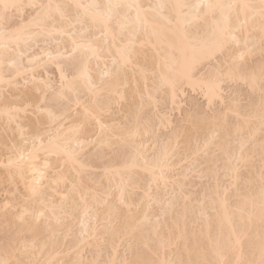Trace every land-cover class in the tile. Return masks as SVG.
<instances>
[{"label":"bare ground","instance_id":"bare-ground-1","mask_svg":"<svg viewBox=\"0 0 264 264\" xmlns=\"http://www.w3.org/2000/svg\"><path fill=\"white\" fill-rule=\"evenodd\" d=\"M15 2L52 5L44 11L55 14V5L104 4L108 0ZM121 2L140 4L141 21L136 22V10L129 11L132 27L115 41L96 29L87 33V38L101 49L99 58L78 59L72 73L66 74L70 80L83 73L70 94V103H52L49 97V102L43 105L58 116L70 113L58 123L49 121L45 111L37 110L43 101L42 93L31 83L26 86L25 78L31 80L35 76L36 81L54 83L49 75L54 66L55 85L59 88L61 74L55 64L36 67L32 72L28 71L32 67L29 60L36 57L47 60V54L56 55L71 47L70 41L67 37L44 34L31 41L27 39L29 31H38L32 24L40 9H10L6 21L0 13V31L8 33L0 39L12 41L15 48L0 64V77L4 81L12 80L11 84L0 83V196L3 195L0 259L13 264H74L78 260L86 264H135L137 261L236 264L240 259L252 258L253 253L258 259L262 226L258 214L249 220L246 201L248 197L259 196L264 171V121L260 113L264 48L260 45L259 25L245 26L244 21L250 20L251 13L246 15L242 9L238 14L234 12L231 26L239 29L235 32L238 44H229L223 54L202 58L199 48L217 37L218 14L214 18L206 15V10L192 8L169 7L162 13L150 9L159 3L258 5L260 0ZM27 8L31 13L24 18ZM68 12L74 18L77 10L70 8ZM12 15L20 17L14 26L10 23L15 18ZM145 15L147 24L143 23ZM6 22L12 26L5 25ZM18 29L24 31L18 32ZM16 40H19L18 48ZM130 41L133 54L130 62L125 63L122 50ZM241 53L243 58L237 59ZM234 59L247 79H237L231 85L235 89L244 86L245 94L253 95V98L248 96L252 98L250 102L247 96L241 95L244 87H241L243 91L238 89L242 91L240 94L234 90L227 98L223 95L206 98V91L199 87L193 89L186 81L178 87L175 97L171 89L162 86L163 76L179 73L186 67H191L195 80L209 81L218 73L226 72ZM12 60L17 61L15 67L9 66ZM40 70L45 72L44 76ZM187 92L199 95L202 106L189 99L190 96L198 100L199 96L189 93L188 96ZM233 94L241 95L248 103ZM232 96L245 103L242 106L239 102L236 114L231 110L236 108L231 103ZM192 103L197 104L184 110ZM28 105L31 108L27 112L10 111ZM85 107L99 113L105 125L138 128L135 148L121 145L114 150L103 149L96 155L97 148L86 147L81 152V161L86 162L84 169L68 161L63 154L65 149L80 152L71 129L74 123L84 121ZM172 111H177L178 117L182 112L180 119H176L175 112L173 120ZM192 111L198 116L189 120ZM41 125L52 132V144L47 136L33 143L32 138ZM88 127L100 134V125L95 121H89ZM58 129L59 139L56 138ZM166 148L169 164L164 178L158 179L159 170L155 176L152 170ZM135 149H139L142 158L134 169L125 171V163L130 164L136 155ZM29 153L33 154L31 160ZM21 155L24 161H20ZM10 160L17 163L10 165ZM46 162L50 165L48 168H44ZM40 171L44 172L43 176ZM189 176L195 177L193 182L197 179L203 185L199 187L201 183L197 180L198 188L188 183L192 182L187 180Z\"/></svg>","mask_w":264,"mask_h":264},{"label":"snow or ice","instance_id":"snow-or-ice-1","mask_svg":"<svg viewBox=\"0 0 264 264\" xmlns=\"http://www.w3.org/2000/svg\"><path fill=\"white\" fill-rule=\"evenodd\" d=\"M25 7H30L34 9H40L41 11L37 13L36 17L33 19L32 26L37 29V32L29 31L27 39L29 41L35 39L41 34L47 36H61L67 37L68 41L71 43V47H65L64 51L57 52L56 55L51 53L47 54V60H44L42 57H36L35 59L29 60L30 67L28 71L35 72L36 67H46L48 63H53L57 66L61 74L59 88L55 86L52 81H36L35 76L31 80L25 78V85L29 83L35 85L38 92L42 93L43 101L41 105L37 106L38 111H45L49 121L53 123H58L60 120L65 119L70 116L69 112H65L64 115L58 116L55 111L51 109L43 108V105L49 102V97H51L52 103H58L60 101H66L70 103L71 97L70 94L75 91V83L77 80L81 79V76H72L69 80L67 75H70L76 67V62L78 59H92L99 58L101 49L95 46L89 38H87V33L96 29L102 32V34L110 35L111 38L115 41L122 38L123 33L132 27L129 23V11L136 10V22L141 21V12L143 8L140 4L133 3H123L121 0H108L107 3H74L71 5H55V14L50 11H44V9H51L52 5H43L31 3L25 5L23 3H17L15 0H0V13L3 14V20H7V13L10 9H23ZM176 9H187L192 8L196 10H206V15H212L214 18L219 15V20L216 21L217 27L219 29L216 39L211 42L203 44L199 48V55L202 58H211L216 56L218 53L223 54L226 47L231 43H237L238 40L235 35V32L239 29H233L231 26L232 14L238 10H244L245 14L251 13L250 20L246 18L244 25L247 26L251 23L252 27L255 28L256 24L259 25V31L261 33L260 45L261 48H264V0H260L258 5L255 4H236V3H197L194 5L188 4H176V5H167L164 3H159L152 6L150 10H159L161 13L169 8ZM74 8L77 10L75 17L73 18L68 9ZM59 17V20H57ZM143 23H148V17L145 15L143 18ZM115 26V27H114ZM118 29L119 31H116ZM18 32L24 31L18 29ZM7 32L0 31V37H6ZM15 47H19V40L15 41ZM245 47H247V41L245 42ZM15 51L13 47V42L6 39H0V64L3 63V60L8 56L9 53ZM124 62L129 63L130 57L133 54L131 47V41L128 45H125L124 49ZM21 57L23 53L19 54ZM243 53L237 59H242ZM237 59H234L232 64L228 67L226 72L222 71L218 73L213 79L209 81H197L194 79V74L191 71V67H186L182 69L179 73H175L170 76L162 77V86L172 90L173 96L175 97L178 87H180L185 81L193 89L199 87L201 91H206V98H217L219 96H225L226 98L231 95L232 89L231 84L237 79L246 80L247 78L244 75V71L241 66L237 64ZM17 61L12 60L9 63L10 67H15ZM67 74V75H66ZM18 75H22L18 73ZM0 83L11 84L12 80L4 81L0 77ZM225 89L227 91L225 92ZM253 90L255 86L253 85ZM260 96H261V105L260 113L261 120L264 121V71L261 74L260 80ZM211 103V99L209 100ZM231 103L236 106V108L231 109L233 114H236V109L239 107V101L233 96ZM63 107V105H60ZM31 108V105H28L26 108H14L11 109V112H27ZM85 119L82 122L74 123L71 131L74 134V141L77 144V147L80 149V152L75 150L68 151L64 150L63 154L67 157L68 161L73 164H78L81 169L86 167V162L81 161V152L87 147L89 150L91 148H97L96 155H100V151L103 149L114 150L119 148L121 145L129 146L135 148L134 140L138 135L139 129H124L119 126L112 125L108 126L102 123L103 117L95 112L94 110L84 109ZM226 115V114H225ZM198 116V113L192 111L189 113L188 119L192 120ZM183 118V117H182ZM207 119V117H204ZM215 119V118H213ZM95 121L96 124L100 125V134L97 135L94 130L89 129L88 122ZM23 138V130H21ZM179 135V132L177 133ZM47 136L49 139V144L53 143V134L50 131H47L46 125H41L37 128L35 136L32 138L33 143L37 139L43 140ZM57 139H59V129L57 130ZM44 146L41 145V148ZM136 155L133 157L132 162L125 163L124 170L131 171L137 165L139 159L142 158V154L139 149H135ZM33 154L29 153L28 159L31 160ZM25 157L20 156V161H24ZM169 151L166 148L163 153L161 161L158 162L156 168H153V175L155 176L157 169L160 172L158 179L164 178V170L169 164ZM13 162L10 160V165ZM50 165L46 162L44 168H48ZM40 176L44 175L43 171L39 172ZM33 194H35V189H33ZM247 211L249 215V220L252 221L258 214L260 224L262 226V231L260 234V245H259V258H256V254H252L250 259H240L236 264H264V171L261 173V187L259 196H252L247 198ZM55 211V209H52ZM43 213H41L42 215ZM0 264H13L12 261L7 259H0ZM74 264H86L83 260L75 261ZM91 264V262H87ZM135 264H147L145 261H137ZM168 264H183L181 261L177 262H168ZM201 264H209V262H201ZM230 264V262H226Z\"/></svg>","mask_w":264,"mask_h":264},{"label":"rangeland","instance_id":"rangeland-1","mask_svg":"<svg viewBox=\"0 0 264 264\" xmlns=\"http://www.w3.org/2000/svg\"><path fill=\"white\" fill-rule=\"evenodd\" d=\"M27 9H28V11H27ZM27 9H26L27 12H24V13H25V16H23L24 18H25L26 16H28V15L31 13V10H30L29 8H27ZM26 13H27V15H26ZM12 16H13V15H12ZM12 16H11V17H12ZM14 16H15V18L12 19L11 22H10L13 26L15 25L14 23H16V22H17L16 24L19 23V22H18V20H19L18 18H20V17H18V16L16 17V15H14ZM14 16H13V17H14ZM13 17H12V18H13ZM16 18H17V19H16ZM9 20H10V19H9ZM10 23L7 24V22H6L5 25L12 26V25H10ZM9 26H6V27H9ZM39 46H40V44H39ZM49 47H51V44L49 45ZM36 49H37V48H35V50H36ZM53 67H54V66H52V68L49 70V72H50V71H51V72H50V73L48 72V73H49V75L51 74V77H52V79L55 81V82H54V84H55V83H57V82H56L57 79L55 80V78H56L55 74H56L57 72L54 74L55 71L53 70V69H54ZM48 69H49V68H48ZM48 69H47V70H48ZM55 70H56V69H55ZM40 72L43 73L41 70H40ZM40 72H39V74H40ZM44 73H45V72H44ZM44 73H43V75H42V74H41V75L44 76ZM41 75H40V76H41ZM49 75H48V76H49ZM56 75H57V74H56ZM42 76H41V77H42ZM51 77H50V78H51ZM50 81H52V80H50ZM52 82H53V81H52ZM55 86H57V85H55ZM231 86H232V85H231ZM241 87H244V86H241ZM241 87L239 86V87H237V88L235 89V88H233V86H232L231 88H232V91L236 90V92H238V89H239V88L241 89ZM240 89H239V90H240ZM242 89H243V88H242ZM242 89H241V90H242ZM226 91H227V89H225V92H226ZM242 91H243V90H242ZM242 91H241V92H242ZM245 91H247V90H245V87H244V91H243L242 94H241V95H243L244 98H245V96H247V95L245 94ZM236 92H234V93H236ZM241 92H238V93L240 94ZM188 93H189V92H187L186 95H188ZM232 93H233V92H232ZM232 93H231V94H232ZM189 94L191 95L192 93H189ZM239 94H233V95H235V96H237V97L239 98V97L241 96V95L239 96ZM247 94H248L249 97H252V98H253V95H252V94H250L251 96L249 95V93H247ZM194 95H196V94H192V96H194ZM244 95H245V96H244ZM188 96H189V95H188ZM196 96H199V95H196ZM235 96H234V97H235ZM248 96H247V97H248ZM186 97H187V96H186ZM186 97H185V98H186ZM194 97H195V96H194ZM199 97H200V96H199ZM199 97H198V98H199ZM229 97H230V96H229ZM232 97H233V96H232ZM243 97L241 96L242 99H243ZM249 97H248V99H249ZM190 98H191V99H190ZM195 98H196V100H194ZM195 98L193 99V97H190V96H189V99H190V100L196 101L197 103H199L200 100L202 99L201 97H200L198 100H197V97H195ZM252 98H250V99H252ZM250 99H249V101H248L247 99H243V100H245V101L247 100L248 102H250V101H251ZM185 100H188V99H185ZM185 100H184L183 102H188V101H189V100H188V101H185ZM253 100H254V99H253ZM253 100H252V101H253ZM198 101H199V102H198ZM238 101L240 102V104H242V106H245V103H246V104L248 103L247 101H246V102L244 101L245 103H243L242 101H240V99H238ZM201 102H203V100H202ZM241 102H242V103H241ZM197 103H195V104L192 103V105H190V104L188 105V104H187L188 107L190 106L189 108L186 107V105H184V104H186V103H184V104H183L184 107H183V105H182V107H183V108L186 107L184 110H187V109H190L191 106L194 107ZM200 104H201V105H200ZM199 105H200V107H201V106H202V103L197 104V106H199ZM203 105H204V103H203ZM193 107H192V108H193ZM183 108H182V110H183ZM192 108H191V109H192ZM182 110H181V111H182ZM172 112H173L174 114H173ZM172 112H170V113H171V114H170V117H171L173 120H175V119H174L175 114L177 113V114H176V115H177V118H176V119H180V116L182 115V112H183V111H182V112H179V113H181V114L179 115V117H178V112H177V111H172ZM175 112H176V113H175ZM114 113H116V111H115ZM184 114H185V113H184ZM173 115H174V116H173ZM179 121H180V120H179ZM176 123H177V122H176ZM192 178L194 179L195 177H192ZM192 178H190V176H189V178L187 177V180H188V179H192ZM193 179H192V180H188V181H192V182H188V183H194V184H196V187L198 188V186H197L198 184L195 183L197 179H195V182H193V181H194ZM197 181H198V180H197ZM203 181H205V180H203ZM198 182H199V181H198ZM199 183H201V182H199ZM203 183H204V182H203ZM194 184H192V185H194ZM189 185H190V187L192 186L191 184H189ZM200 185H203V184H202V183L199 184V187H201ZM204 185H205V184H204ZM192 188H193V187H192ZM192 188H191V191L194 192V190H193ZM194 188H195V186H194ZM188 189H189V188H188ZM199 189H200V188H199ZM197 191H198V189H197ZM1 196H3V195L1 194ZM1 196H0V197H1ZM2 198H3V197H1L0 199H2Z\"/></svg>","mask_w":264,"mask_h":264}]
</instances>
